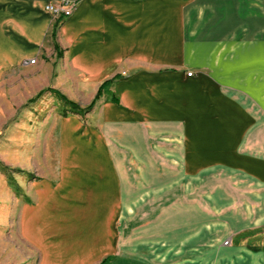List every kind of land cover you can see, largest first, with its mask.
<instances>
[{
  "label": "crops",
  "instance_id": "1",
  "mask_svg": "<svg viewBox=\"0 0 264 264\" xmlns=\"http://www.w3.org/2000/svg\"><path fill=\"white\" fill-rule=\"evenodd\" d=\"M48 1L0 0V69ZM74 1L55 82L85 105L111 82L59 120L57 177L28 173L22 237L42 264H264V0Z\"/></svg>",
  "mask_w": 264,
  "mask_h": 264
},
{
  "label": "rangeland",
  "instance_id": "2",
  "mask_svg": "<svg viewBox=\"0 0 264 264\" xmlns=\"http://www.w3.org/2000/svg\"><path fill=\"white\" fill-rule=\"evenodd\" d=\"M58 1L50 0L43 7L49 24L35 56L24 59L21 65L0 69V264H42L41 248L21 235L22 220L32 209L27 206H34L37 200L28 189V173L41 178L57 177L59 120L72 110L50 90L82 110L74 114L88 113L85 112L88 105L81 103L76 91L74 95L67 92L71 84L55 82L65 51L58 35L63 18H53L45 7ZM27 60H35V63L22 67ZM38 64L42 68L35 71ZM250 86L255 91L264 88L257 82ZM40 93L39 98L30 102ZM253 103V108L263 109L256 101ZM251 104L248 101V105ZM153 233V237L161 238L160 228ZM101 260L95 258L89 264H100Z\"/></svg>",
  "mask_w": 264,
  "mask_h": 264
},
{
  "label": "built area",
  "instance_id": "3",
  "mask_svg": "<svg viewBox=\"0 0 264 264\" xmlns=\"http://www.w3.org/2000/svg\"><path fill=\"white\" fill-rule=\"evenodd\" d=\"M76 4L70 0H59L56 3L53 4H48L45 7V10L47 11L48 14H50L53 18L58 19V18H67L71 16ZM35 60H27L24 61V65L28 64H34ZM192 73H188L187 76H191ZM229 241L226 240L223 242V245H228Z\"/></svg>",
  "mask_w": 264,
  "mask_h": 264
},
{
  "label": "trees",
  "instance_id": "4",
  "mask_svg": "<svg viewBox=\"0 0 264 264\" xmlns=\"http://www.w3.org/2000/svg\"><path fill=\"white\" fill-rule=\"evenodd\" d=\"M111 81H106L100 88H99V90H98V92H97V95H96V97H95V99L91 102V104L90 105H88L87 107H86V110H85V112H88V111H90V109L94 106V104H95V102H96V100L100 97V95H101V93H102V91H103V89H105L108 85H109V83H110ZM50 91H52L64 104H66V105H68L71 109H72V112L73 113H80V112H82V110H80V108L76 105V104H74V103H72V102H70V101H68L65 97H63L62 95H60V94H58L57 92H55V91H53V90H50ZM41 95V93L39 94V95H37L33 100H31L30 102H34L37 98H39V96ZM84 111V110H83Z\"/></svg>",
  "mask_w": 264,
  "mask_h": 264
}]
</instances>
